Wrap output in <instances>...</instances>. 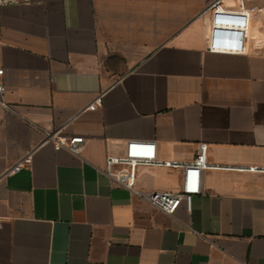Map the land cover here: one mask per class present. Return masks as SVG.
Masks as SVG:
<instances>
[{
  "label": "crops",
  "instance_id": "obj_1",
  "mask_svg": "<svg viewBox=\"0 0 264 264\" xmlns=\"http://www.w3.org/2000/svg\"><path fill=\"white\" fill-rule=\"evenodd\" d=\"M230 1V0H227ZM210 0H33L0 7V264H264V0L245 54L206 50ZM102 104L84 110L96 95ZM86 137L77 156L45 142ZM128 139L205 173L164 212L101 170ZM181 167L135 185L180 189Z\"/></svg>",
  "mask_w": 264,
  "mask_h": 264
},
{
  "label": "built area",
  "instance_id": "obj_2",
  "mask_svg": "<svg viewBox=\"0 0 264 264\" xmlns=\"http://www.w3.org/2000/svg\"><path fill=\"white\" fill-rule=\"evenodd\" d=\"M33 0H0V7L18 2ZM255 0H210L204 12H210L209 30L206 36V50L217 53L245 54L248 50V38L252 16L259 12ZM3 68H0V74ZM3 87L0 86L2 91ZM102 104V94L96 95L81 111L95 110ZM45 142H52L57 150L66 149L80 156L86 137L68 135L61 128L45 131ZM207 143H200L196 157L192 161L182 162L177 159H161L157 155V144L152 139H128L122 155L108 154L101 170L119 187H125L154 207L173 213L182 200L191 207L192 196L201 192L205 173L217 175L223 169L261 170L258 166H231L211 163L207 158ZM29 151L21 159L0 171V181L20 171L31 162ZM142 164L181 167L182 180L180 189L144 190L136 187L137 167Z\"/></svg>",
  "mask_w": 264,
  "mask_h": 264
}]
</instances>
